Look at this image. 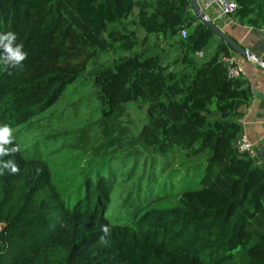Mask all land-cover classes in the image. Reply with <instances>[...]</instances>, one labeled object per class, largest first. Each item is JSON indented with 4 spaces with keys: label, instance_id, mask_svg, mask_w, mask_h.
<instances>
[{
    "label": "trees",
    "instance_id": "16d2710c",
    "mask_svg": "<svg viewBox=\"0 0 264 264\" xmlns=\"http://www.w3.org/2000/svg\"><path fill=\"white\" fill-rule=\"evenodd\" d=\"M233 2L264 30V0ZM7 31L28 56L0 66V124L37 155L0 158V264H264V167L233 147L251 92L188 0H0Z\"/></svg>",
    "mask_w": 264,
    "mask_h": 264
},
{
    "label": "crops",
    "instance_id": "0c3cea01",
    "mask_svg": "<svg viewBox=\"0 0 264 264\" xmlns=\"http://www.w3.org/2000/svg\"><path fill=\"white\" fill-rule=\"evenodd\" d=\"M206 0H197L200 7L204 8ZM205 14L225 33L246 47L253 55L264 61V30H252L245 25L235 24L226 16L218 15L214 9H204ZM213 43V47L214 48ZM211 50L204 53L198 52L197 60L209 57ZM208 55V56H206ZM237 62L243 69L241 80L250 89L249 100L241 107L239 116L240 132L256 152L264 140V69L253 61L245 60L236 55Z\"/></svg>",
    "mask_w": 264,
    "mask_h": 264
},
{
    "label": "clouds",
    "instance_id": "9594fccd",
    "mask_svg": "<svg viewBox=\"0 0 264 264\" xmlns=\"http://www.w3.org/2000/svg\"><path fill=\"white\" fill-rule=\"evenodd\" d=\"M17 41L18 36L13 31L0 33V66L8 75L12 74L13 69L23 68V62L28 56L23 45ZM20 150V146L15 143L14 129L9 124H0V158ZM5 171L17 174L19 167L13 160L0 159V175H4Z\"/></svg>",
    "mask_w": 264,
    "mask_h": 264
},
{
    "label": "built area",
    "instance_id": "2783aa9c",
    "mask_svg": "<svg viewBox=\"0 0 264 264\" xmlns=\"http://www.w3.org/2000/svg\"><path fill=\"white\" fill-rule=\"evenodd\" d=\"M202 8V7H201ZM204 9H214L217 11L218 15H223L228 18L229 21L230 14L235 9V3L233 0H206L204 2ZM181 37H184L185 32H179ZM220 61L225 67V75L228 79H241L243 75V69L241 65L237 62L236 56L231 52L228 56H223L220 58ZM233 147L237 152H245L249 157L256 156V152L253 151L252 146L247 142L243 134H239L233 141Z\"/></svg>",
    "mask_w": 264,
    "mask_h": 264
},
{
    "label": "water",
    "instance_id": "95a60500",
    "mask_svg": "<svg viewBox=\"0 0 264 264\" xmlns=\"http://www.w3.org/2000/svg\"><path fill=\"white\" fill-rule=\"evenodd\" d=\"M191 7L192 14L198 19L200 23L205 25L218 39L222 40L229 49L238 55L239 57L253 61L259 67L264 69V61L256 57L251 53L249 49L241 46L237 41L231 38L227 33H225L221 28H219L203 11V9L198 4L197 0H188ZM256 157L259 163L264 167V140L259 145L256 151Z\"/></svg>",
    "mask_w": 264,
    "mask_h": 264
},
{
    "label": "rangeland",
    "instance_id": "374dc122",
    "mask_svg": "<svg viewBox=\"0 0 264 264\" xmlns=\"http://www.w3.org/2000/svg\"><path fill=\"white\" fill-rule=\"evenodd\" d=\"M216 37H213L212 40L208 43V45L204 48V53H206L207 51L211 50L213 47V43L216 41ZM235 54V53H234ZM208 56V55H206ZM236 56V54H235ZM238 56V55H237ZM106 58L105 55H102L99 58V61H103ZM207 57L202 58L201 60L206 59ZM128 109L131 112V115L136 121L138 122L139 119L142 118V112L138 109H136V107H134L133 105L128 106ZM14 135H15V142L18 143V145L20 146V149L27 154V156H36V152H32L30 143L32 140V137H34L36 135L35 129L34 130H30V129H25V127L23 126H19L17 128L14 129ZM43 156V155H41ZM43 159H45L44 157H42ZM47 160V159H46ZM49 162V160H47ZM174 189L176 188V186L173 187ZM179 188V185L177 184V189ZM1 226V225H0Z\"/></svg>",
    "mask_w": 264,
    "mask_h": 264
}]
</instances>
